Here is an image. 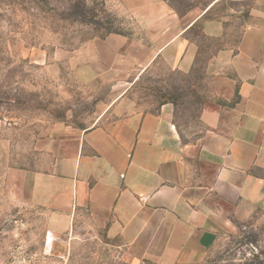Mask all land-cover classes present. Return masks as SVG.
I'll return each mask as SVG.
<instances>
[{
	"label": "crops",
	"instance_id": "1",
	"mask_svg": "<svg viewBox=\"0 0 264 264\" xmlns=\"http://www.w3.org/2000/svg\"><path fill=\"white\" fill-rule=\"evenodd\" d=\"M120 1L139 14L142 35L94 39L81 58L116 76L158 64L190 75L203 42L216 43L200 110L181 125L171 100L152 110L119 100L110 119L57 128L66 136L51 143V167L31 175L32 196L66 227L88 217L134 258L199 264L264 203V0L229 43L213 6L192 17L164 0Z\"/></svg>",
	"mask_w": 264,
	"mask_h": 264
},
{
	"label": "rangeland",
	"instance_id": "2",
	"mask_svg": "<svg viewBox=\"0 0 264 264\" xmlns=\"http://www.w3.org/2000/svg\"><path fill=\"white\" fill-rule=\"evenodd\" d=\"M164 1L179 16L213 6L210 16L225 22L229 43L257 0ZM143 31L139 14L120 0H0V264H160L132 257L86 216L67 227L55 221L31 189V175L54 161L51 143L66 136L57 128L79 131L110 119L119 100L141 110L171 100L177 121L193 124L203 64L216 43L203 42L190 75L158 64L116 76L81 58L94 39ZM199 264H264V203Z\"/></svg>",
	"mask_w": 264,
	"mask_h": 264
}]
</instances>
